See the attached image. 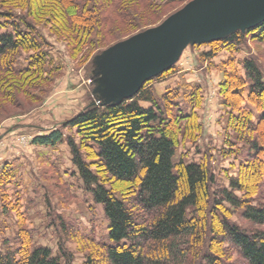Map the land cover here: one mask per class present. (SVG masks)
Instances as JSON below:
<instances>
[{
	"label": "trees",
	"instance_id": "1",
	"mask_svg": "<svg viewBox=\"0 0 264 264\" xmlns=\"http://www.w3.org/2000/svg\"><path fill=\"white\" fill-rule=\"evenodd\" d=\"M19 1L25 12L0 7V101L16 108V93L25 92L36 105L2 114L0 124L40 105L47 92L37 83H51L58 70L35 23L44 8H54L53 22L69 27L77 45H95L100 52L112 31L101 28L110 24L102 13L112 3L121 7L116 21L126 27L119 37L123 38L160 23L172 13V6L182 7L189 0H136L155 12L154 22L141 21L126 4L123 7L121 2L127 0ZM249 38L264 41V21L198 46L209 47L201 56L211 60L221 50L238 52ZM238 66L242 75L233 63L224 65L220 90L227 116L224 128L233 135L226 133L228 149L223 153L242 152L246 161L236 177H228L227 186L217 185L208 163L177 156L179 137L195 141L202 127L194 113L186 115V108L200 102L197 85L186 84L182 93L167 90L160 97L150 86L173 72L175 64L146 80L133 97L115 105H92L62 129L33 139L32 144L40 147L65 144L83 190L102 208L107 242L95 243L99 251L86 252L85 264H264V162L260 157L264 155V70L251 57L241 59ZM29 89L39 96L27 93ZM141 102L149 106L142 107ZM243 103L247 105L242 108ZM249 105L256 108L258 120ZM66 128L76 130L78 143L74 136L63 135ZM239 142L244 146L234 149ZM7 167L0 172V184L12 179ZM252 179L256 182L250 183ZM232 215L248 227L230 222ZM59 227L67 233L64 223ZM16 239L18 247L1 245L0 264H72L62 244L53 255L49 248L35 245L26 230ZM234 255L237 259L232 261Z\"/></svg>",
	"mask_w": 264,
	"mask_h": 264
},
{
	"label": "rangeland",
	"instance_id": "2",
	"mask_svg": "<svg viewBox=\"0 0 264 264\" xmlns=\"http://www.w3.org/2000/svg\"><path fill=\"white\" fill-rule=\"evenodd\" d=\"M127 1L126 3L122 1L121 5L124 7L126 4L130 12L141 21H156L154 11L139 5L143 2ZM193 1L189 0L182 7L172 6L174 8L172 13L160 23H154L145 30L123 38L119 37L121 30L126 27H122L123 25L116 21L121 7H116L118 2L112 3L110 9L102 13L107 15L110 24L105 23L101 28H112V31L106 36V42L100 52L94 50L95 45L81 48L74 41L69 27L54 23L55 12L52 6L51 10L39 9L41 13H38L36 17L38 21L35 23L47 42L44 49L50 53L58 70L51 76L53 77L51 83H37L47 92L40 105L26 114L5 119L0 124V172L8 165L7 170L10 169L12 175L9 182L0 184V247L4 243L18 247L17 234L21 230H26L35 245L47 247L55 255L58 245L62 244L71 256L72 264H85L86 252L99 251L96 244L107 242L108 225L102 208L92 202L90 195L83 190L82 183L75 176L76 171L71 164L68 147L63 143L55 148L40 147L33 145L32 141L37 136L48 135L51 131L62 129L63 124L90 106L104 105L103 97L107 98L109 94L118 92L119 87H133L129 77L123 78L122 83L106 78L105 71L102 69L99 71L97 68L100 58L110 57V61L114 60L118 68L125 73L129 62L133 59L135 61V58L138 60L144 58L141 53L146 41L141 39L140 44H137L136 40L130 42V46H135V52L127 49L128 55L132 56L125 59L120 54L121 51L119 55L115 48H120L119 45L156 30L169 17ZM0 7L5 10L12 8L16 12L26 11L19 0H0ZM50 7L48 6V9ZM89 7L96 14L93 6ZM163 10L165 12L167 9ZM163 36L162 34L157 36V46L161 44ZM171 46L170 51L174 53L175 43ZM208 50L209 47L204 45L188 43L178 54L175 70L150 86L154 89L156 97H160L167 90L178 89V93H182L186 84L197 85L200 88L199 104L197 107L192 104L186 108V115L194 113L202 131L194 137L195 141L190 139L183 141L182 137H179L177 156L184 157L187 162L208 163L217 185L227 186L228 177H236L240 172V166H244L246 160L241 151L238 155L223 153L228 149L224 143L226 133L229 136L233 135L232 131L224 128L227 116L222 106L224 96L220 94L221 84L225 79L224 65L233 63L237 73L242 75L238 63L245 57H251L264 70V41L249 38L238 52L221 50L213 59L205 60L201 53ZM170 51L168 53L171 54L172 60L175 53ZM145 58H148V55ZM26 92L33 94L37 91L32 93L29 89ZM13 94L15 96V93ZM16 95L18 97L15 102L16 108L0 101V119L5 117H2L4 113L16 114L36 105V101L28 99L25 92ZM36 95L39 96L37 93ZM243 96L245 97L246 93ZM146 105L143 103L142 107H147ZM241 105L243 108L247 104ZM249 106L256 111L254 106ZM258 117L259 113L256 111L254 119L258 120ZM75 131L66 128L62 133L67 137L74 136L78 143L79 137ZM243 146L239 142L235 144L234 149H241ZM260 157L264 162V155ZM262 181L264 183V177ZM255 182L252 179L250 183ZM229 221L243 228L248 227L236 215H232ZM60 223L66 225L67 233L61 230ZM236 259L234 255L232 261Z\"/></svg>",
	"mask_w": 264,
	"mask_h": 264
},
{
	"label": "water",
	"instance_id": "3",
	"mask_svg": "<svg viewBox=\"0 0 264 264\" xmlns=\"http://www.w3.org/2000/svg\"><path fill=\"white\" fill-rule=\"evenodd\" d=\"M262 21H264V0H194L169 17L156 30L123 43L119 45L120 48H115L118 54L121 51L120 54L125 59L132 56L128 55L127 49L135 50V46H130V42L136 40L138 44L141 39L146 41L145 44L142 43L144 49L142 47L141 55L144 58L139 60L135 58V61L133 59L129 64L127 63L129 67L125 73L118 68L114 60L110 61V57L100 58L97 68L99 71L101 69L105 71L106 78L122 83L123 78L129 77V82L133 84V87L121 86L118 92L109 94L107 98L103 97L104 105H115L133 97L146 80L175 64L179 52L188 43L200 45L220 40L233 31L254 28ZM160 34L164 36L161 44L157 46L156 39ZM173 43L176 47L174 46L175 55L171 60L172 56L168 52ZM146 55L148 58H145Z\"/></svg>",
	"mask_w": 264,
	"mask_h": 264
},
{
	"label": "crops",
	"instance_id": "4",
	"mask_svg": "<svg viewBox=\"0 0 264 264\" xmlns=\"http://www.w3.org/2000/svg\"><path fill=\"white\" fill-rule=\"evenodd\" d=\"M142 103V104H141ZM140 103V105L142 106L143 105V102H141ZM144 104H147L146 106L148 107L149 106V104L148 103H144ZM145 106V105H144Z\"/></svg>",
	"mask_w": 264,
	"mask_h": 264
}]
</instances>
